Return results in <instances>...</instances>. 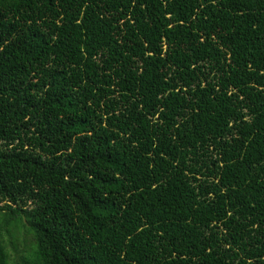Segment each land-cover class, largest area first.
I'll return each mask as SVG.
<instances>
[{"label":"trees","instance_id":"obj_1","mask_svg":"<svg viewBox=\"0 0 264 264\" xmlns=\"http://www.w3.org/2000/svg\"><path fill=\"white\" fill-rule=\"evenodd\" d=\"M0 264H264V0H0Z\"/></svg>","mask_w":264,"mask_h":264},{"label":"rangeland","instance_id":"obj_2","mask_svg":"<svg viewBox=\"0 0 264 264\" xmlns=\"http://www.w3.org/2000/svg\"><path fill=\"white\" fill-rule=\"evenodd\" d=\"M19 237V238H17ZM7 241L9 242V246H8V250L10 251L11 255H12V261H16L18 258V255L21 254V252L26 250V243H25V239H27L28 241H30V236L26 235L24 232H22L19 236H16V239L14 240V246L11 244V239L9 237L6 238ZM17 249V252H14V249Z\"/></svg>","mask_w":264,"mask_h":264}]
</instances>
